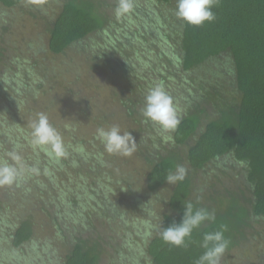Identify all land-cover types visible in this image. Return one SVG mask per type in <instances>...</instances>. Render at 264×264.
<instances>
[{"label":"trees","instance_id":"trees-1","mask_svg":"<svg viewBox=\"0 0 264 264\" xmlns=\"http://www.w3.org/2000/svg\"><path fill=\"white\" fill-rule=\"evenodd\" d=\"M26 1L0 0V4L14 9ZM63 1L50 30L49 49L60 56L91 36L102 38V43L94 39L90 50L92 56L105 55L107 59L94 70L114 86V94L129 93L132 97L128 112L139 117L134 132L139 137L143 134L138 147L145 149L143 156L152 167L146 178L148 190L157 192L167 184V176L177 166L186 167L184 180L176 183L167 203L169 213L145 240L147 264H194L203 253L198 243L203 233L221 224L227 225L225 235L230 240L225 253L241 246L257 224L264 225V0H217L213 7L215 21L199 28L188 26L168 10L160 9L164 5L176 6L177 0H154L155 3L133 0L130 13L135 18L125 28L131 34L121 37L114 14L117 0ZM124 35L125 39H121ZM105 68H108L106 73ZM3 70L0 49V74ZM150 83L154 86L163 83L179 110L181 123L171 133V141L163 139L153 125L143 122L141 110ZM96 140L95 136L92 143ZM86 145H80L84 151L78 153L73 164L83 171L89 167ZM99 155L103 162L107 161L102 152L98 151V158ZM208 166L218 171L214 173L215 182L207 184L206 188H211L204 192V188H197L195 175ZM231 166L238 172L235 184L242 185L238 190L236 186L230 189L223 185L226 175L232 172ZM26 169L32 171V166ZM17 188L25 195L26 203L34 204V188L18 181L7 187L9 196L17 195ZM120 191L123 201L131 199L126 205L136 207L137 200L130 198L124 188ZM187 202L214 211L216 222H206L195 231L193 240L197 243L187 249L170 247L160 239V231L180 221L183 204ZM108 211L112 213L108 220L97 212L90 213L91 221L92 224L106 221V232H115L116 215L109 208ZM73 222L54 221L62 235L56 234L58 240L70 247L62 264H101L102 257L108 254L112 264H124L118 252L108 253L106 232L92 240L86 236L89 231L85 225L82 231L77 226L70 227ZM78 232L80 236H76ZM4 240V251L8 254L35 245L34 223L30 219L22 220L9 235V241ZM133 258L134 253L130 259Z\"/></svg>","mask_w":264,"mask_h":264},{"label":"rangeland","instance_id":"rangeland-1","mask_svg":"<svg viewBox=\"0 0 264 264\" xmlns=\"http://www.w3.org/2000/svg\"><path fill=\"white\" fill-rule=\"evenodd\" d=\"M63 2L47 0L43 11L27 6V1L14 9L0 4V49L4 69L0 74V160L21 169L19 183L26 182L34 188L36 196L34 204L30 205L18 188L17 195L9 196L7 187H0V264H62L70 247L58 240L56 234L62 235L54 221L73 220L70 227L77 226L82 231V225H85L89 231L86 236L94 240L106 232V221L92 224L90 213L98 212L108 220L112 217L108 208L115 212L117 224V231L105 233L110 248L108 253L118 252L124 264H147L145 240L169 213L167 203L176 184H166L154 193L148 190L146 178L152 167L143 156L145 149L138 147L143 134L139 137L134 132L138 115L131 116L128 112L132 97L129 93L126 96L121 92L114 94V86L101 72L94 70L107 59L105 55L92 56L90 50L94 39L102 43V38L91 36L64 55L57 56L50 51V30ZM175 8L164 5L160 9L174 14ZM134 18L129 12L117 19L120 37L131 34V30L125 31V28ZM125 35L121 39H125ZM107 70L105 68L103 72ZM151 87H154L153 83H150ZM41 112L48 116L65 145L72 146L68 149L69 155L63 158L62 166L31 145L29 125ZM113 125H118L122 134L130 132L133 135L136 150L131 156L109 155L99 140L92 143L98 128L107 129ZM82 144H87L85 156L89 167L86 171L73 166L80 153L74 148ZM13 151L21 157L19 163L9 157L8 153ZM98 151L107 157L106 162L102 161V156L98 158ZM28 166L35 171L26 169ZM229 169L232 172H227L224 188L236 186L238 190L242 187L235 184L238 172L232 166ZM217 171L216 167L208 166L204 172L197 173V188L208 191L211 187L206 188V185L215 182ZM122 188L130 198L137 200L136 207L126 205L131 199L122 200ZM25 219L35 225V245L11 250L8 254L4 251V239L9 241V235ZM76 236H80L79 232ZM132 253L134 258L131 260ZM111 258L109 254L104 255L101 264H112ZM220 264H264V225L257 224L249 239L225 253Z\"/></svg>","mask_w":264,"mask_h":264},{"label":"clouds","instance_id":"clouds-1","mask_svg":"<svg viewBox=\"0 0 264 264\" xmlns=\"http://www.w3.org/2000/svg\"><path fill=\"white\" fill-rule=\"evenodd\" d=\"M47 0H27V6L43 11ZM217 0H177L174 15L186 25L199 28L206 23H212L216 19L213 7ZM133 9V0H117L114 14L120 18ZM143 122L153 125L162 138L168 141L173 139L174 133L181 123V117L173 98L166 91L163 83L150 88L144 97V106L141 110ZM31 128V145L47 154L57 163L69 155V147L66 146L61 134L54 128L45 113H38L37 118L29 125ZM96 137L103 145V150L109 155L128 157L136 150V143L130 132L121 133L118 125L107 129L100 127L96 130ZM75 151L83 152V147H75ZM11 160L19 163L21 157L15 152L8 153ZM35 171V169H32ZM186 170L183 166H177L174 173H170L167 184H176L185 178ZM22 175L21 169L7 161L0 160V187L16 185ZM214 224L216 215L207 208H197L193 203L183 204V213L180 221L173 222L160 231V239L170 247L187 249L193 240V233L205 223ZM227 225L221 224L212 231H205L199 247L203 249L202 255L194 264H220L221 258L229 248L230 240L225 233Z\"/></svg>","mask_w":264,"mask_h":264}]
</instances>
